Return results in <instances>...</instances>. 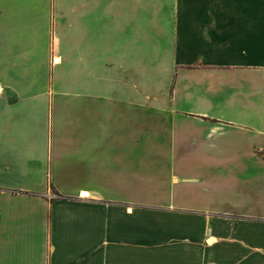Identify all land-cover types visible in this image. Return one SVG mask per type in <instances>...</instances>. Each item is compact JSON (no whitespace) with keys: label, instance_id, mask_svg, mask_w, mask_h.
Segmentation results:
<instances>
[{"label":"crops","instance_id":"obj_1","mask_svg":"<svg viewBox=\"0 0 264 264\" xmlns=\"http://www.w3.org/2000/svg\"><path fill=\"white\" fill-rule=\"evenodd\" d=\"M0 264H264V0H0Z\"/></svg>","mask_w":264,"mask_h":264},{"label":"bare ground","instance_id":"obj_2","mask_svg":"<svg viewBox=\"0 0 264 264\" xmlns=\"http://www.w3.org/2000/svg\"><path fill=\"white\" fill-rule=\"evenodd\" d=\"M54 59H55V60H54V63H55V62H56V63L60 62V58H59V56H55Z\"/></svg>","mask_w":264,"mask_h":264},{"label":"rangeland","instance_id":"obj_3","mask_svg":"<svg viewBox=\"0 0 264 264\" xmlns=\"http://www.w3.org/2000/svg\"><path fill=\"white\" fill-rule=\"evenodd\" d=\"M54 60H55V59L53 58V63H54ZM55 63H56V62H55Z\"/></svg>","mask_w":264,"mask_h":264}]
</instances>
